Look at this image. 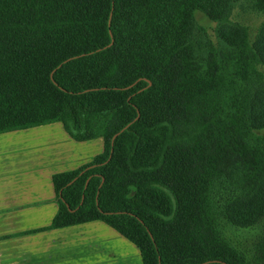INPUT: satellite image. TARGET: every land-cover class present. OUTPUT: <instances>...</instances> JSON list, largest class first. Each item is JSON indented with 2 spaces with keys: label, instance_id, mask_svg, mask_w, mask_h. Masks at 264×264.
Segmentation results:
<instances>
[{
  "label": "trees",
  "instance_id": "obj_1",
  "mask_svg": "<svg viewBox=\"0 0 264 264\" xmlns=\"http://www.w3.org/2000/svg\"><path fill=\"white\" fill-rule=\"evenodd\" d=\"M239 1L0 0V133L104 142L54 175L52 227L102 220L142 264H242L213 198L227 184L232 222L264 214V28L231 20Z\"/></svg>",
  "mask_w": 264,
  "mask_h": 264
},
{
  "label": "crops",
  "instance_id": "obj_2",
  "mask_svg": "<svg viewBox=\"0 0 264 264\" xmlns=\"http://www.w3.org/2000/svg\"><path fill=\"white\" fill-rule=\"evenodd\" d=\"M17 131L34 133L5 137ZM0 138V264H135L124 262L121 241L110 243L115 233L123 235L102 220L52 227L59 210L54 175L90 162L103 151L101 137L76 140L56 121ZM77 143L95 145L77 156Z\"/></svg>",
  "mask_w": 264,
  "mask_h": 264
},
{
  "label": "rangeland",
  "instance_id": "obj_3",
  "mask_svg": "<svg viewBox=\"0 0 264 264\" xmlns=\"http://www.w3.org/2000/svg\"><path fill=\"white\" fill-rule=\"evenodd\" d=\"M196 17L199 23L206 26L209 32L214 35L216 22L209 20L200 12L196 13ZM230 17L232 21L242 23L249 27L252 42L264 28V12L256 10L253 7L252 0H240ZM261 68L264 70V65H262ZM259 132L264 133V129L259 130ZM32 133L24 131L9 132L5 137L12 139H14V137H24L30 139V137L33 136ZM35 135L37 136V133H35ZM0 139L4 141L3 138ZM3 141H1V144ZM33 144L36 147V143L33 142ZM76 145L74 153L78 156L84 154L88 148L91 149L94 147L95 144L77 143ZM235 196L236 192L227 184L220 186L213 196L221 214V219L219 221L221 235L224 236L229 244L241 255L242 264H264V214L250 225L244 226L237 222H232L226 213V207ZM106 227L109 231H115L109 226ZM115 238L117 239V243L121 241V244L117 245H119V248L123 251V255L125 256L123 259L124 262L125 260H132L135 264H141V256L138 248L124 236L116 233L109 239L111 240L110 243L116 244L114 242Z\"/></svg>",
  "mask_w": 264,
  "mask_h": 264
},
{
  "label": "water",
  "instance_id": "obj_4",
  "mask_svg": "<svg viewBox=\"0 0 264 264\" xmlns=\"http://www.w3.org/2000/svg\"><path fill=\"white\" fill-rule=\"evenodd\" d=\"M150 84H151V81H149V85H150ZM126 127H127V126H126ZM126 127H125V128H126ZM125 128H124V129H125ZM116 135H117V134H116ZM116 135H115V136H116Z\"/></svg>",
  "mask_w": 264,
  "mask_h": 264
}]
</instances>
